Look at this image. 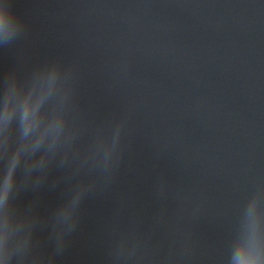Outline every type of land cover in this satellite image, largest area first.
I'll return each instance as SVG.
<instances>
[{
  "label": "water",
  "instance_id": "water-1",
  "mask_svg": "<svg viewBox=\"0 0 264 264\" xmlns=\"http://www.w3.org/2000/svg\"><path fill=\"white\" fill-rule=\"evenodd\" d=\"M0 264H239L34 0H0Z\"/></svg>",
  "mask_w": 264,
  "mask_h": 264
}]
</instances>
